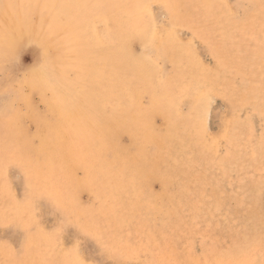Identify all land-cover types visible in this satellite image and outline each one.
<instances>
[{
	"label": "rangeland",
	"instance_id": "374dc122",
	"mask_svg": "<svg viewBox=\"0 0 264 264\" xmlns=\"http://www.w3.org/2000/svg\"><path fill=\"white\" fill-rule=\"evenodd\" d=\"M0 264H264V0H0Z\"/></svg>",
	"mask_w": 264,
	"mask_h": 264
},
{
	"label": "bare ground",
	"instance_id": "6f19581e",
	"mask_svg": "<svg viewBox=\"0 0 264 264\" xmlns=\"http://www.w3.org/2000/svg\"><path fill=\"white\" fill-rule=\"evenodd\" d=\"M55 26H57V25H55ZM3 31V30H2ZM4 32V31H3ZM5 33V32H4ZM53 33V32H52ZM217 45V44H216ZM66 48V47H65ZM66 50V49H65ZM121 59H125V58H128V57H126V56H124V53H118L117 54ZM95 57V56H94ZM105 57V56H104ZM103 57V58H104ZM60 58V57H59ZM116 58V57H115ZM57 59V58H56ZM101 60H99L98 62H100ZM97 62V63H98ZM101 62H103V61H101ZM106 62V61H105ZM145 62V61H144ZM143 62V63H144ZM86 63V62H85ZM99 64V63H98ZM139 64H140V62H139ZM83 65V64H82ZM104 65H106V63H104ZM121 65V64H120ZM141 65V64H140ZM110 67V66H109ZM115 67V66H114ZM117 67H118V64H117ZM120 67V66H119ZM96 69V68H95ZM89 70H90V68H89ZM108 70V69H107ZM129 70V69H128ZM114 71V70H113ZM127 71V70H126ZM138 71V70H137ZM90 72V71H89ZM108 72H109V70H108ZM124 72V71H123ZM140 72V71H139ZM143 72V71H142ZM115 73H116V71H115ZM97 74V73H96ZM108 74V73H107ZM138 74V73H137ZM139 74H141V73H139ZM107 76V75H106ZM105 76V77H106ZM118 76V75H117ZM124 76H125V74H124ZM124 76H123V78H124ZM128 76V75H127ZM99 77V76H98ZM104 77V76H103ZM105 77H104V79H105ZM135 77H137V75L135 76ZM83 78H85V77H83ZM96 78V77H95ZM101 78V77H100ZM110 78V77H109ZM87 79V78H86ZM97 79V78H96ZM89 80V79H88ZM98 80V79H97ZM121 80H123V82H124V84L123 85H121ZM120 80V82L118 81V78L112 73L111 74V85H110V88H109V90H108V93L106 92V94H104V92H103V94L104 95H102V94H100V96L99 95H96V105L98 104V103H102V102H105V101H107V99L109 98V97H111L112 96V98L110 99V105H109V107H110V109H111V111L109 112V118L112 120V122L115 124V127L116 126H118V125H121L120 127H123V128H125L126 129V131L131 135V137H132V144L134 145V147L133 148H135V149H137L138 148V145H139V136H140V128H138L139 126H136V125H138V123L140 122V121H142V123H143V125H142V129H145V130H147V131H149L151 128V125L149 124V120H148V118H147V116H146V118H144L143 116H145L146 115V113H141V114H136L135 116H131V114H130V111L131 110H133V109H130L129 110V108H127V106H119V104H116L115 103V101H114V97L116 98L117 96H128V94H132V95H135V96H138L139 95V93L142 91V90H139L138 88L139 87H137L136 86V84L135 83H133V81H134V77L132 78V77H130V79L128 78V79H126L125 78V80L124 79H121ZM102 81H104L103 80V78H102ZM86 83V82H85ZM89 83V82H88ZM97 83V82H96ZM102 83V82H101ZM98 86H100L99 84H97ZM103 85V84H102ZM142 87H144V86H142ZM101 88V87H100ZM105 88V87H104ZM107 88V87H106ZM148 88H151V85H149L148 86ZM97 89V88H96ZM90 90V89H89ZM104 91H105V89H104ZM134 91H136V92H134ZM95 92V91H94ZM145 92V91H144ZM150 92L152 93V94H154V96H156V97H159V95L157 94V92L155 91V90H152V88H151V90H150ZM160 92V91H159ZM51 93V92H50ZM92 94H93V92H91ZM163 93V92H162ZM161 93V94H162ZM73 94V93H72ZM96 94V93H95ZM56 95V94H55ZM74 95V94H73ZM88 96V95H87ZM92 97V96H91ZM127 98V97H126ZM128 99V98H127ZM130 99V98H129ZM133 100V99H132ZM127 101V100H126ZM130 101V100H129ZM128 101V102H129ZM136 101V100H135ZM119 102V101H118ZM125 103V102H124ZM121 104V103H120ZM127 104V103H126ZM134 104V103H133ZM128 105V104H127ZM130 105H132V104H130ZM129 105V106H130ZM162 105V104H161ZM52 108V111L50 112V114L53 112H55L54 114H57L56 112L58 111L57 109H56V107H57V105H56V103H55V101L54 100H52V102H51V105H50ZM92 107V106H91ZM159 107V110L162 112V113H164L165 115H166V112H167V110H166V108L164 107V105H162V106H158ZM93 108V107H92ZM92 110V109H91ZM135 111V110H134ZM83 112H84V110H83ZM88 112H90V110L88 111ZM136 112V111H135ZM85 113V112H84ZM83 113V114H84ZM105 113V112H104ZM131 113H132V111H131ZM88 114V113H87ZM106 114V113H105ZM93 115H95V114H93ZM104 115V114H103ZM132 115H134V114H132ZM58 117V116H57ZM56 117V118H57ZM101 117V116H100ZM55 118V119H56ZM85 118L87 119V121H88V119H91V118H88V116L86 117L85 116ZM85 118H83V119H85ZM103 118H104V116H103ZM69 119V118H68ZM93 119V118H92ZM106 119V118H105ZM100 120V119H99ZM108 121V120H107ZM89 122V121H88ZM94 122H96L95 121V119H94ZM109 122V121H108ZM49 123V122H48ZM49 124H51V123H49ZM93 124V123H92ZM95 124V123H94ZM93 124V125H94ZM106 124V123H105ZM109 124H112V123H109ZM78 125V124H77ZM83 125V124H82ZM97 125V124H96ZM49 126V125H48ZM51 126V125H50ZM106 126H107V124H106ZM54 127V129L56 130L57 129V127L56 126H53ZM90 127H93V126H90ZM95 127V126H94ZM97 127V126H96ZM71 128V127H70ZM109 128V127H108ZM48 129V128H47ZM69 129V128H68ZM90 129V128H89ZM101 129H104V128H100V130L99 131H101ZM106 130H107V128H105ZM118 129V128H117ZM48 130H50V129H48ZM61 130V129H60ZM60 130H58V131H60ZM94 130V129H93ZM96 130V129H95ZM98 130V129H97ZM111 130V129H110ZM52 135L53 136H49V137H53L52 138V140H50V139H44L43 140V143H41L40 144V149L41 150H43V151H47V154L48 153H50V155H59L60 154V152L62 151L61 150V148H63V145H62V142H61V140L59 141L55 136H56V134L54 133V131H53V128H52ZM57 131V130H56ZM58 131H57V134H59L58 133ZM62 131V130H61ZM64 131H66V130H64ZM91 131V130H90ZM105 131V130H104ZM45 132V131H44ZM49 132V131H48ZM47 132V133H48ZM68 132V131H67ZM94 132V131H93ZM46 133V134H47ZM61 133H63V132H61ZM74 133H76V132H74ZM154 133V132H153ZM153 133H151L152 135H153ZM40 134V133H39ZM45 134V135H46ZM79 134V133H78ZM43 135V134H42ZM60 135V134H59ZM77 135V134H76ZM102 135H104V134H102ZM109 135H110V133H109ZM65 136V135H64ZM105 136V135H104ZM153 137H154V135L153 136H150V139L153 141ZM171 138V137H170ZM40 140H41V138H39ZM107 140H108V138H107ZM42 141V140H41ZM80 141V140H79ZM83 141H86V140H83ZM82 141V142H83ZM67 142V141H66ZM65 142V143H66ZM89 142V141H88ZM107 142V141H106ZM108 142H110V140H108ZM154 142V141H153ZM111 143V142H110ZM67 144V143H66ZM69 144V143H68ZM118 144V143H117ZM116 145V144H115ZM113 146L112 147V149H113V151H117V152H121V151H119L118 149H117V145L116 146ZM132 145V146H133ZM141 146V145H140ZM54 147H60L59 148V150L57 151V150H55L54 149ZM66 147V146H65ZM68 147V149H66L67 151H69V149L70 148H72L71 146H67ZM103 147L104 146H99L98 147V149H103ZM121 147V146H120ZM88 148V147H87ZM123 148V147H122ZM140 148V147H139ZM138 148V149H139ZM35 149V148H34ZM56 149H58V148H56ZM35 150H37V149H35ZM77 150V149H76ZM75 150V151H76ZM81 150V149H80ZM7 151V150H6ZM57 151V152H56ZM22 152V150H17V151H13V150H8L7 151V154L10 156V157H12V162L14 163V164H16V167H18L21 171H23V169L26 167V163H25V161H24V159L22 158V156H20V153ZM64 152V151H63ZM135 152V151H134ZM138 152V151H137ZM116 153V152H115ZM122 153V152H121ZM46 154V155H47ZM66 154V153H65ZM79 154V153H78ZM77 154V155H78ZM49 155V156H50ZM64 155V154H63ZM116 155H118L117 153H116ZM34 156V155H33ZM43 156V155H42ZM48 156V157H49ZM74 156V155H73ZM79 156V155H78ZM78 156H77V158H78ZM105 156V155H104ZM80 157V156H79ZM122 157H125V158H127L126 157V155H124L123 153H122ZM135 157V156H134ZM82 158V157H81ZM125 158H123L124 160H125ZM38 159H39V157H38ZM85 159V158H84ZM128 159V158H127ZM81 160V159H80ZM69 161V160H68ZM70 162H72V161H70ZM76 163V162H75ZM113 163V162H112ZM86 165V164H85ZM66 166V165H65ZM70 167V166H69ZM85 167V166H84ZM87 167V166H86ZM124 167V166H123ZM204 167V166H203ZM82 169H83V167H82ZM85 169V168H84ZM105 169V168H104ZM123 169V168H122ZM26 170V169H25ZM75 170V169H74ZM126 170V169H125ZM27 172V171H26ZM121 175V174H120ZM74 182H76L75 180H74ZM196 191V190H195ZM53 201V200H52Z\"/></svg>",
	"mask_w": 264,
	"mask_h": 264
}]
</instances>
